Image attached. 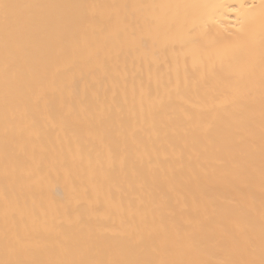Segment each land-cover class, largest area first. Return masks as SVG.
Returning <instances> with one entry per match:
<instances>
[{
    "label": "bare ground",
    "instance_id": "obj_1",
    "mask_svg": "<svg viewBox=\"0 0 264 264\" xmlns=\"http://www.w3.org/2000/svg\"><path fill=\"white\" fill-rule=\"evenodd\" d=\"M0 264H264V0H0Z\"/></svg>",
    "mask_w": 264,
    "mask_h": 264
}]
</instances>
